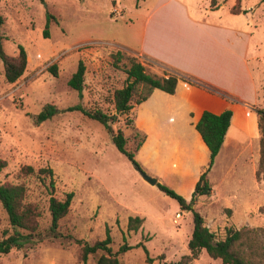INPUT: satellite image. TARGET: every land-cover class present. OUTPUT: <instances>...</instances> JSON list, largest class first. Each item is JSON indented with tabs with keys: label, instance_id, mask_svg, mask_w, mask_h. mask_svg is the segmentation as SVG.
Masks as SVG:
<instances>
[{
	"label": "rangeland",
	"instance_id": "obj_1",
	"mask_svg": "<svg viewBox=\"0 0 264 264\" xmlns=\"http://www.w3.org/2000/svg\"><path fill=\"white\" fill-rule=\"evenodd\" d=\"M195 1L203 11L211 9L212 0ZM156 2L0 0L3 49L8 56L16 57L23 46L28 61L24 75L10 84L0 60V161L6 165L0 172V184L24 182L30 189L31 201L42 211L34 240L23 247H14L8 254H0V264H84L80 260L82 244L93 245L108 235L114 253L125 244L133 247L119 254L121 264H168L190 253L192 214L182 210L157 185L147 183L133 163L117 150L102 124L80 112L67 110L81 104L89 110L115 114L114 93L125 84L130 58L141 59L134 52L118 47L113 38L134 39ZM218 4L217 21L238 19L246 28L245 20L251 21L249 66L259 90L257 108L264 110V0H216L215 6ZM231 8L237 12L242 8L244 13L233 16ZM47 15L52 17L48 38L44 34ZM118 52L123 53V59L116 67L114 59ZM80 61L86 65L82 98L68 85ZM52 67H56V73ZM147 72L161 74L155 64L147 66ZM47 104L56 106L58 112L39 124L35 117ZM125 119L120 117L110 125L115 131L123 130L130 139L131 127L126 126ZM242 142L247 141L242 139ZM133 144L130 142L128 148H133ZM257 152L260 156V148ZM235 155L234 150L226 149L221 165ZM24 166L52 169L56 197L64 199L67 194H74L71 210L61 222L57 237L50 232L49 191L38 178L18 179ZM218 178L219 174L214 172L211 176L214 186ZM243 178L246 185L251 184L250 172L246 171ZM256 190L264 196L263 175L257 176ZM179 194L191 199L189 195ZM194 208L202 212L211 209L208 202ZM214 212L215 220L210 219L209 223L218 239H224L227 229L232 228L255 231L264 244V200L249 205L246 213H238L234 224H225L228 219L221 220ZM178 213L182 215L180 219ZM231 214L229 211L228 216ZM131 217L144 219L139 230H129ZM13 232L0 202V240ZM139 245H144L148 253ZM102 254L90 256L86 264H96ZM191 264L223 263L202 251Z\"/></svg>",
	"mask_w": 264,
	"mask_h": 264
},
{
	"label": "crops",
	"instance_id": "obj_2",
	"mask_svg": "<svg viewBox=\"0 0 264 264\" xmlns=\"http://www.w3.org/2000/svg\"><path fill=\"white\" fill-rule=\"evenodd\" d=\"M218 6L212 8L211 4V9L203 11L195 0H157L134 39L113 38L118 47L146 62V68L151 64L159 67L158 76H164V69L183 73L217 91L181 80L173 95L156 89L134 109L138 128L148 136L137 160L160 183L191 196L185 198L188 202L210 161V151L196 125L205 111L216 115L233 112L224 145L209 173L210 182L214 172L219 174L217 186L211 182V195L199 196L195 202L196 208L208 202L210 212L197 211L209 229L210 219L215 220L214 211L217 218L228 219L225 224H234L238 213H246L249 205L264 200L256 190L260 163L256 113L259 90L249 66L251 21L245 20L248 28L238 19L217 21ZM232 9L233 16L244 13L241 8L240 14H233ZM226 149L234 150L236 155L222 166L220 160ZM246 171L252 177L250 185L243 178ZM226 210L232 213L230 217Z\"/></svg>",
	"mask_w": 264,
	"mask_h": 264
},
{
	"label": "trees",
	"instance_id": "obj_3",
	"mask_svg": "<svg viewBox=\"0 0 264 264\" xmlns=\"http://www.w3.org/2000/svg\"><path fill=\"white\" fill-rule=\"evenodd\" d=\"M215 2L216 0H212V8L215 7ZM232 13L240 14L241 12L233 11L232 9ZM51 18L50 15H47V24L44 32L47 38L49 36ZM122 59L123 53L118 52L114 59L116 67ZM0 60L4 65L6 81L10 84L16 83L27 69L26 49L20 46L18 56L10 57L3 49L1 37ZM145 63L136 57L130 58V67L125 71L127 75L125 84L114 93L115 114L110 115L100 109L89 110L81 104L67 109L69 112H80L88 119L102 124L111 135L113 144L117 150L132 162L136 168L143 171L145 169L137 160V154L148 136L136 124L135 107L148 100L156 89L173 95L181 80L191 85L217 92L210 85L183 73L170 72L164 69L163 77L152 75L147 72ZM51 70L56 73V67H52ZM85 74L86 65L83 61H80L77 71L68 81L69 87L78 92L81 98L83 97ZM132 111L134 114H132ZM57 112L56 106L47 104L35 117V121L39 124L46 122L52 119ZM256 113L259 119L260 132V163L257 176L260 178L263 175L264 178V110L256 108ZM129 116H132V118L129 119ZM232 116L233 112L231 110H227L220 115L205 111L196 125L197 131L210 151V161L196 184L193 198L190 202L168 186L160 182L157 184L161 192L175 199L180 204L182 210L192 214L194 223L193 232L188 242L190 253L183 256L179 261L168 264H191L199 258L202 250H205L210 258L219 259L223 264H264V244L258 239L255 231H243L231 228L227 229L224 239H218L217 235L207 227L203 216L194 208L197 197L211 195L213 186L209 179V173L222 150L227 132L231 126ZM120 117H126L125 124L131 127L132 135L130 139L126 137L123 130L119 129L115 131L112 125H110L118 122ZM130 142L134 143V147L131 149L128 148ZM5 166V163L0 161V172ZM31 177L38 178L49 191L50 232L57 237L61 222L71 210L74 194L69 193L64 199L55 196L54 172L50 168L37 170L32 166H24L20 169L18 179ZM29 192L30 189L24 182L19 184H0V202L7 213L10 225L14 229L12 235L0 240V254H8L14 247H23L25 244L32 242L37 235L40 228L39 220L42 216V211L39 209L37 203L31 201ZM143 223L144 219L131 217L128 228L130 231H137ZM111 244L112 238L109 235L104 241L96 242L93 245L89 243L82 244L80 260L86 264L90 256H96L99 252H102L103 254L97 259L96 264H121L119 254L133 248L125 244L120 248L118 253H114ZM138 247H143L145 252L148 253L144 245H139Z\"/></svg>",
	"mask_w": 264,
	"mask_h": 264
},
{
	"label": "water",
	"instance_id": "obj_4",
	"mask_svg": "<svg viewBox=\"0 0 264 264\" xmlns=\"http://www.w3.org/2000/svg\"><path fill=\"white\" fill-rule=\"evenodd\" d=\"M119 114V113H118ZM137 170L139 171V173L142 175L143 179L149 183L150 185L152 186H156L159 181L157 178L153 177V176H150L148 173H146L145 171L137 168Z\"/></svg>",
	"mask_w": 264,
	"mask_h": 264
},
{
	"label": "built area",
	"instance_id": "obj_5",
	"mask_svg": "<svg viewBox=\"0 0 264 264\" xmlns=\"http://www.w3.org/2000/svg\"><path fill=\"white\" fill-rule=\"evenodd\" d=\"M182 215L180 213L177 214V218L180 219ZM177 222V221H176ZM177 224V223H176Z\"/></svg>",
	"mask_w": 264,
	"mask_h": 264
}]
</instances>
